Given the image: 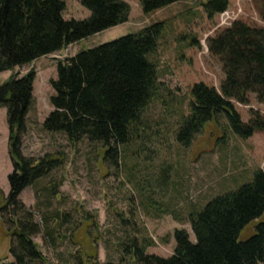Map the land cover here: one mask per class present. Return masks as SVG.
I'll return each instance as SVG.
<instances>
[{
	"label": "trees",
	"instance_id": "1",
	"mask_svg": "<svg viewBox=\"0 0 264 264\" xmlns=\"http://www.w3.org/2000/svg\"><path fill=\"white\" fill-rule=\"evenodd\" d=\"M140 1L144 12L151 13L180 0ZM81 2L91 10V16L67 20L63 16L64 0H0V73L12 72L0 85V106L7 108L13 161V171L8 176L10 192L3 207L11 228L13 261L5 264H49L34 240L44 229L20 195L59 164V159L49 154L39 159L23 154L22 136L34 99L36 71L32 68L21 76L15 68L122 24L131 12L125 0ZM254 3L264 21V0ZM229 5V0H209L205 11L214 17ZM162 28L163 22H158L60 60L57 77L51 80L53 109L44 121L45 130L64 133L73 144L83 139L103 144V160L112 165H119L129 151L135 154L132 148L138 147L140 141L146 142L145 131L160 123L147 116L148 109L155 102L166 103L171 94L163 92L164 83L151 58L158 48ZM209 48L223 61L225 78L220 89L204 82L191 88L189 112H182L175 129L176 140L185 146L192 144L206 124L221 114L227 115L231 129L241 137L264 131V117L251 110L246 123L234 104V100L248 103L251 93L264 103V28L237 20L210 38ZM169 171L170 166L161 169L162 182H167ZM0 195H4L1 189ZM69 214L63 213L61 223L68 220ZM263 214L264 169L260 168L252 181L218 195L191 214L195 242L186 229H177L176 247L169 257L148 254L152 240L137 236L123 240L122 251L132 256L136 264H264V220L249 238H238L244 226ZM49 220L44 215V223ZM53 230L55 225L52 231L45 232L52 234ZM73 235L70 238L76 244ZM86 258L93 262L97 253H86Z\"/></svg>",
	"mask_w": 264,
	"mask_h": 264
},
{
	"label": "rangeland",
	"instance_id": "2",
	"mask_svg": "<svg viewBox=\"0 0 264 264\" xmlns=\"http://www.w3.org/2000/svg\"><path fill=\"white\" fill-rule=\"evenodd\" d=\"M64 1L65 19L91 16L82 0ZM125 1L131 6L128 21L15 68L21 76L32 68L36 71L34 99L22 136L23 154L35 159L49 154L59 159L57 168L20 195L44 229L34 240L49 264H136L121 246L131 236L152 240L148 254L169 257L176 247L177 229H186L195 242L192 213L199 212L218 195L252 181L255 173L264 169V131L241 137L231 129L226 114L207 123L189 146L175 137L182 112H189L193 85L204 82L220 89L225 78L224 63L210 50L209 39L237 20L264 28L254 0H229V8L214 17L205 11L209 0H180L151 13L144 12L140 0ZM158 22H163V28L151 58L164 83L163 92L171 94L166 103L155 102L148 109L147 116L160 123L145 131L146 142L140 141L138 147L132 148L135 154L129 151L131 155L119 165H112L103 160V144L88 139L73 144L64 133L45 130L44 121L53 109L51 80L57 77L60 60ZM11 73H0V85ZM249 95L248 103L234 100L246 123L251 110L264 117V103L255 94ZM9 133L7 108L0 106V189L4 193L0 195V264L13 261L11 228L3 211L10 192L8 176L13 171ZM167 166L169 178L164 183L161 169ZM65 212L70 213L69 221L61 223ZM44 215L49 222L44 223ZM262 220L264 214L244 226L239 240L256 233ZM53 225L55 230L47 234L45 231H52ZM72 233L76 244L71 241ZM95 252L97 258L89 262L86 253Z\"/></svg>",
	"mask_w": 264,
	"mask_h": 264
},
{
	"label": "crops",
	"instance_id": "3",
	"mask_svg": "<svg viewBox=\"0 0 264 264\" xmlns=\"http://www.w3.org/2000/svg\"><path fill=\"white\" fill-rule=\"evenodd\" d=\"M71 45V44H70Z\"/></svg>",
	"mask_w": 264,
	"mask_h": 264
}]
</instances>
